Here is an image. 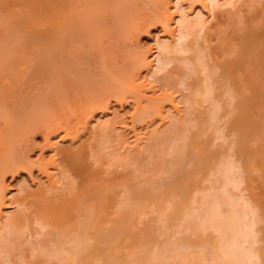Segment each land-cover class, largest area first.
<instances>
[{"label": "bare ground", "instance_id": "1", "mask_svg": "<svg viewBox=\"0 0 264 264\" xmlns=\"http://www.w3.org/2000/svg\"><path fill=\"white\" fill-rule=\"evenodd\" d=\"M153 27H161L163 38L156 39L155 49H144L138 38ZM111 102L120 108L131 106L128 119L118 114L112 119L97 118L96 113L110 111ZM261 120L264 0H0V264H46L44 257L60 255L68 238L73 251L68 264H94L98 255L109 249L99 253L102 249L98 247L115 238L119 242L117 238L122 235L118 236L117 229L123 233L131 228L132 232L133 226H138L144 203L155 204L164 196L159 190V199L147 202L161 187L167 193L170 187L177 196L174 201L169 192L175 202L173 209L170 206L172 211L165 196L161 205H166L167 213H178L175 220L184 214L193 221L196 213H201L198 219L213 215L217 224L230 218L223 220L226 225L219 224L225 230L219 228L217 232L226 236L232 230L235 234L228 239L231 241L226 239L230 246L225 242L231 248H226V254L232 257L230 264L264 262V249H260L261 259L257 260L256 254H248L250 250L243 248L242 244L255 242L254 229L253 238H249L252 223L249 228L241 227L246 215L242 221L237 217L241 212L235 211L239 207L246 212L244 203L233 198L242 205L229 204L226 196L231 192L225 194L223 188L241 186L237 181L238 164L250 175L246 189L256 187L253 172L257 169L250 174L249 170L257 160L262 168L255 167L264 174ZM155 124L163 129H153ZM137 126L145 127L149 134L146 141L136 131ZM211 128L220 135L227 131L234 138L232 143L221 150L219 143L215 145L216 137L215 142L207 137ZM127 131L133 135L130 141ZM38 134L43 137L40 150L45 148L50 155L45 159L41 152L31 161L33 138ZM211 143L220 148H211ZM231 144L234 158L227 152L224 155ZM197 162L205 172L200 176L204 180L187 174L190 181L185 179V185L181 174L185 186L181 185L176 176L183 170L193 173L189 166L194 169ZM22 171L29 176L37 172L36 189H23L16 195L6 193V177ZM243 177L248 180L246 174ZM176 178L180 180L177 183ZM260 178L264 183V176ZM204 182L212 187L216 182L221 185L213 189ZM216 187L222 193H216ZM197 190L204 193L199 201L195 198ZM248 190L252 201L264 208V194H252L258 193L257 188ZM180 192L185 195L178 199ZM206 198L208 202L214 200V205L208 208ZM225 201L228 207L225 204L227 209L223 210ZM196 203L201 205L196 208ZM260 206L258 210L264 211ZM229 207L234 212L225 213L228 209L231 212ZM155 208L159 210L157 205ZM34 224L38 226L34 231L40 236L36 239L39 249L29 258L24 235L34 229ZM198 224H194L196 229ZM130 232L127 234L133 236ZM164 252L158 257H163L162 261L167 260ZM220 252L214 260L227 263L229 260ZM187 253L176 258L181 261ZM218 260L211 263L219 264Z\"/></svg>", "mask_w": 264, "mask_h": 264}, {"label": "rangeland", "instance_id": "2", "mask_svg": "<svg viewBox=\"0 0 264 264\" xmlns=\"http://www.w3.org/2000/svg\"><path fill=\"white\" fill-rule=\"evenodd\" d=\"M143 34H141L140 36H139V38H138V41H139V43L138 44H140V46H142L144 49L146 48V49H155L156 48V39H162L163 38V35H161L162 33H163V31L161 30V27H153V28H151V29H149V31H148V33L147 32H142ZM112 104L110 105V111L109 112H107V113H105L104 115H102V114H99V113H96L95 115H96V117L98 118V117H102V119H112L111 117L112 116H114L115 114H118V115H120L121 117H123L124 118V116L128 119V114H130L131 113V110H132V108H130L131 106H124L123 108H120L119 107V105H115V104H113V102H111ZM203 103V102H202ZM201 103V104H202ZM205 103V102H204ZM206 104V103H205ZM205 104H202V106L204 107H206V105ZM183 105V104H182ZM181 105V107H183ZM129 111V112H128ZM125 113V114H124ZM127 113V114H126ZM109 117V118H108ZM222 120H226L225 118L224 119H222ZM221 121V120H220ZM261 121H264V120H261ZM223 121H221V123H222ZM225 124H227V121L225 122L224 121V126L226 127V130H227V128H228V126H226ZM262 124H264V123H262ZM167 126H168V124H166ZM217 125H219L220 126V123L218 124L217 123ZM222 125H223V123H222ZM222 125L220 126V127H222ZM228 125V124H227ZM144 126V125H143ZM157 126V127H156ZM223 126V127H224ZM138 127V129L136 128V131L140 134V136H142V138L146 141L147 139H145L147 136H149V134L147 135V133H146V130L144 129L145 127H141V126H137ZM140 127H141V130H139L140 129ZM224 127V128H225ZM119 128V127H118ZM156 129V128H159V129H163V126H160V124H155L154 125V127H153V129ZM164 128H165V125H164ZM223 128V129H224ZM152 129V128H151ZM215 129L216 128H214V129H209V130H212V131H208V132H211L210 133V135L207 133V137L208 138H210V139H212L213 141H214V139H215V137L217 138V142H215V145H218V143H219V145L218 146H221V148L220 147H216L215 145H213L212 143H214L213 141H212V147L211 148H214V146H215V148H220L221 150H223V148H225L226 149V145H230V143H232V141H233V136L232 135H228V133H227V131L225 132V131H223V134L225 133H227V135L228 136H226L225 134L224 135H220L221 133H219V132H214L215 131ZM222 129V130H223ZM119 130V129H118ZM220 130V128L218 129V131ZM129 132V133H128ZM131 131H127V133H128V135L129 136H127L128 138H129V141H130V139L132 138L131 136H133L132 135V132L130 133ZM142 132V133H141ZM144 132V133H143ZM220 132H221V130H220ZM147 135V136H146ZM229 136H232V137H229ZM131 137V138H130ZM206 137V136H205ZM34 140H33V144H34V149L32 148V150L30 151V154H29V158L31 159V161H34V160H36L37 159V157L39 156V154L42 152L43 153V155H44V157H45V159H48L49 158V155H50V151H46L45 150V148H43L42 150H40V148H39V146H41L43 143V137H42V135H40V134H38V135H36L34 138H33ZM142 139V140H143ZM209 139V140H210ZM219 139V140H218ZM32 141V140H31ZM145 141H143V142H145ZM211 141V140H210ZM259 142H260V140H259ZM31 144H32V142H30ZM221 143H224V144H221ZM262 143V142H261ZM32 144V145H33ZM257 144V143H256ZM255 144V147L257 148V146H258V148H260L259 146L261 145L260 143V145L259 144H257L256 145ZM31 145V147H33ZM223 145V146H222ZM232 145V148H228V149H231V151L230 150H228L227 149V151L226 150H224V155L226 156V152H227V156H229V155H231L230 153H233L234 154V152H233V150L235 149V147L233 146L234 144H231ZM30 147V148H31ZM36 147H38V148H36ZM223 147V148H222ZM228 147V146H227ZM233 147H234V149H233ZM213 150H218V149H213ZM220 151V150H219ZM228 151H230L229 153H228ZM45 152V153H44ZM233 154L231 155V157L232 158H234V156H233ZM230 157V159H232ZM167 158V157H166ZM225 158V157H224ZM195 162V161H194ZM194 162H192L193 164H194ZM240 162V161H239ZM238 161L237 162H235V163H239ZM260 162V160L258 161H256L255 163H254V166L252 167V169L251 170H249V174H250V171H252L253 169V171H255V169H257L256 170V172H253V177H255V175H256V177H257V179H256V181H255V179H254V181H255V183H253V181H252V183L253 184H255L256 185V187L254 188V187H252L253 188V191H255L256 190V188H257V192L258 193H252V194H257V196H259V195H261V194H264V193H259V191H262V192H264V189H262V188H264V183H262V181H261V178L260 177H262V176H264V174H260L259 173V171H260V169L262 168V165H261V162ZM189 163V162H188ZM191 163V162H190ZM190 163H189V165H190ZM191 163V164H192ZM196 164V166L194 165V169H195V167L197 168L196 170H198V171H194V169H193V167L192 168H190V166H189V170H193V173L192 172H189V171H187L186 172V170H183L182 172L183 173H181V172H179L180 173V176H176V177H180V180H181V174H183L184 176H183V178H184V181H186V180H188L187 179V174L189 175V177L190 176H192L194 179H196V180H200L201 182L204 180V174H205V172H204V170L203 171H201L202 170V165H200L198 162L197 163H195ZM186 166H188V164H185ZM183 166V168L184 167H186V166ZM197 165H199V167L197 166ZM237 165V164H236ZM239 168L238 169H242L241 171L240 170H237L238 172H237V176L239 175L240 177H238L237 179V181H238V183L240 182H242V184H244V185H242V184H240L241 186L239 187V185L237 186L238 188H231L230 187V189H225L226 187H223L224 188V191H225V194H227V192L226 191H228V192H231V193H228V195L226 196V197H229L230 198V201L231 202H229V198H227L228 199V203L230 204L231 203V205H232V202H234V199H235V201L237 200L239 203H244L243 205L244 206H242V207H246V212L248 213V214H246V212H245V210L243 211V210H240L241 208H239V207H237V209H239V210H237L236 209V207H235V211H237L238 213H239V211L241 212L240 214H238V215H241V217H239V216H237L238 217V219L239 218H241V220H242V218H243V215L245 214L246 216V218L244 217L243 219L246 221L245 223L243 222L242 224H247L246 226H244V225H241V227H247V228H249L251 225V228H250V235H249V238H250V236L252 235V230H253V235L252 236H254V239L253 240H255V242H250L249 241V243H251V245L250 244H246V243H244V244H246L245 246H244V244H242L243 245V248H247L248 250H250V252H248V251H246V253H248V254H252V253H254V254H252V255H254L255 256V254H256V258H257V260H260L261 258H260V256H258L259 254H261L262 252H260L262 249H264V236H262V235H264V231H262V229H260V228H264V218H261L260 217V215L262 216V215H264V214H261L262 212H264V211H262V212H260L261 210H258L259 209V206L261 205L262 206V204L259 202L258 204H259V206H258V204L256 205L254 202H257L255 199V201H252V199L251 198H253L252 196H250L249 197V195H250V193H249V190L248 189H251L250 191H252V188H248V189H246V187H244V186H247L248 185V181H249V176L250 175H248L247 174V172L246 171H244L243 170V167L241 168V166H242V164H241V166H239V164L237 165ZM255 166H257V167H261L259 170H258V168H256ZM188 167H186V169H187ZM244 171V175H242V172ZM262 171H264V170H262ZM186 172V173H185ZM199 172H202V173H199ZM203 172H204V174H203ZM34 174H33V176L32 175H30L29 176V173L28 172H26V171H22V172H20L18 175H15L14 177H11V176H7L6 177V179H5V185L7 186V190H6V193H9L10 195H16V194H18V192L19 191H22L23 189H25V190H29V191H34L35 189H36V184H37V182H38V179H39V175H36L37 174V172L36 171H34L33 172ZM198 173H199V175H198ZM241 173V174H240ZM252 173V172H251ZM194 174V175H193ZM202 174V175H201ZM245 174H246V179H248V180H246L247 181V183H246V181H245V179L243 180L242 179V177L243 178H245ZM260 177H259V176ZM200 176H203V177H200ZM31 177H32V179H31ZM188 177V178H189ZM183 178H182V180L180 181V180H178V178H176L177 180H175V183H177V182H179L180 181V183H183ZM37 179V180H36ZM186 179V180H185ZM240 179H242V180H240ZM250 179H251V177H250ZM262 180H264V179H262ZM190 180H188V182H189ZM206 181V180H205ZM34 182V183H33ZM187 181H186V183H185V185L188 183ZM243 182H245V183H243ZM174 183V184H175ZM206 183V186H207V184L209 185V183L208 182H204V184ZM217 184L219 183V182H216ZM251 183V182H250ZM217 184H214V186L213 187H215V186H217ZM220 184V183H219ZM218 184V185H219ZM181 185H184V183L183 184H181ZM184 185V186H185ZM203 187H204V185H203V183L201 184ZM221 185V184H220ZM251 185V184H250ZM249 185V186H250ZM33 186V187H32ZM210 187H212V185H209ZM208 186V187H209ZM253 186V185H252ZM175 187H178V189H180L181 190V186L179 185V184H175ZM183 187V186H182ZM212 187V188H213ZM218 187H221V186H218ZM218 187H216V193L217 192H219L220 191V189L222 188H218ZM242 187V188H241ZM244 187V188H243ZM162 188V187H161ZM161 188H158V189H155L152 193L154 194V196H155V198H154V196H149L148 198H147V202H150V201H152L153 202V200L154 199H159V196L158 197H156V195H158V191L160 192L159 194L161 195V194H164V196H161V198H160V200H158L157 201V203H156V201H154L155 202V204L154 203H152L151 204V202H150V205L148 206V204L149 203H146L145 201V205L146 206H144V208H142V212L144 211V209H145V211H146V213L145 212H141V214L139 215L140 216V220H139V218H138V220H137V218H135L134 216H132V218L133 219H135V221H136V223L138 224V226L135 224V226H133L134 228H133V230H132V232H130V230H131V228H129L128 230H126L125 231V229H124V231H123V233H122V231L119 233V230L117 229L116 230V232L118 231V236H120V235H122L121 237H118L117 238V240L119 239V242L118 241H115V234L113 235V237H112V235H111V237L112 238H115V239H113V241H111L112 239H111V237H110V242L108 241L107 242V244L108 245H106V243L104 242L103 244H102V242L100 241V244H102V246L101 247H98L97 246V244L99 245V241L97 242L96 241V246L95 247H98L99 249H102V250H100L99 251V253H101V251L103 252V251H105L107 248H109V249H111V250H109V249H107V251H105V252H103L102 254H104V253H106L107 255H105V257H103L102 256V254H100L101 256L99 257V255H98V259H96L95 261H94V264H155V263H157L158 264V261L157 260H159V264H213V263H211V262H214V261H216V260H218L217 258H215V260H214V258H213V256L214 257H217L218 255H217V253L216 252H219V253H221L220 251H222L223 252V254H224V256L225 257H227V259L226 260H229L228 262L227 261H225V262H227V263H225V264H230L231 263V261H232V257H230V256H228L227 254H226V251H227V249L230 251V245H231V243L229 242V244H228V242H227V240L230 238V239H232L231 237L233 236V234H234V232H232V230H231V232L230 233H227V235L229 234V236L227 237V235L225 236V234H223V235H220L219 233H217V232H219V228H221V229H224L225 230V227H224V225H226L225 223L227 222L226 220H230V218H228V219H223L224 221H226L225 223H224V221L221 219V218H218L217 216H216V218L217 219H221V221L219 220L218 222H219V224L222 222V224L224 223V225H222L223 227H221V225H219V224H217V223H214V222H217V220L215 221V217H214V219L213 218H211V216H213V215H211L210 217L209 216H207V215H204V216H202V219H198L199 217L197 216V215H201V213L199 214V213H196V215H195V217L194 216H192V218H194V220L192 221V219L191 218H189V219H191L190 221V223L191 224H189V219H187V216L185 217V216H183L184 214H182V215H180L179 214V220H178V218L176 217V220L174 219L175 218V215H178V213H175L174 212V210H173V212H171L172 211V209L174 208V204H175V200L174 199H176L177 198V196L175 197L174 195V193L173 192H170L171 190V188L169 187L168 189H169V191H168V193H167V191L166 192H163L164 190H163V188H165V187H163L162 188V191H161ZM184 188V187H183ZM182 188V189H183ZM205 188H207V187H204L203 189V192L204 193H206V191H205ZM211 188V189H212ZM227 188H229V186L227 187ZM241 190H240V189ZM177 189V188H176ZM177 189V190H178ZM214 189V188H213ZM217 189H218V191H217ZM234 189H239L238 191L237 190H235V195L233 194L234 193ZM244 189H246V190H244ZM182 191V190H181ZM198 191V190H197ZM200 191V190H199ZM198 191V194L196 193L195 194V198H196V200L198 199V201L199 200H201L200 198H203L202 196V194H204L203 192L202 193H200ZM202 191V190H201ZM210 191V190H209ZM212 191V190H211ZM240 191H242V192H240ZM172 194H170V193ZM196 191H194V193H195ZM214 192V191H213ZM212 192V193H213ZM155 193H157V194H155ZM211 193V194H212ZM220 193H222L221 191H220ZM241 193V194H240ZM183 192H180V195H178V199H179V196H183ZM201 194V195H200ZM229 194H231V196H233L232 198L230 197V195ZM259 194V195H258ZM169 195H171V197L173 198V196H174V198H173V200L174 201H171L172 200V198L169 196ZM185 195V194H184ZM192 195H194L193 193H192ZM245 195V196H244ZM167 196V197H166ZM169 196V197H168ZM198 196V197H197ZM254 196V195H253ZM162 197H164L165 198V200L164 201H166L167 200V198H168V202L166 201V204L168 203V205L169 204H171V205H169V207H167V208H169L168 210H171L170 212L171 213H175L174 215L173 214H171V213H167V208H166V205H165V207H162L164 204H165V202L163 201V199H162ZM207 197V196H206ZM209 197V196H208ZM211 197V196H210ZM236 197V198H235ZM169 198H171V199H169ZM234 198V199H233ZM178 199L176 200V202H178ZM209 199V198H208ZM210 199H212V198H210ZM209 199V200H210ZM226 199V198H225ZM226 199V200H227ZM161 200L163 201L162 203H161ZM170 200V201H169ZM195 200V199H194ZM160 201V202H159ZM203 201H204V199H203ZM212 201V202H211ZM211 201H207V198L205 199V205L206 206H208V205H214V200H211ZM197 202V201H196ZM201 202V201H200ZM227 201H225V203H223L222 204V209L223 210H226L224 207H226L225 206V204H227L226 203ZM238 202H237V204H236V202H234L237 206H239V205H242V204H239L238 205ZM255 204H253V203ZM158 203H161V204H158ZM164 203V204H163ZM154 204V205H153ZM234 204V205H235ZM155 205H157V208H159L158 206H160V208L162 207V210H164V208H165V213H166V215H165V213L164 212H162V210L159 208V210H161V211H159V210H156V208H155ZM162 205V206H161ZM167 205V206H168ZM201 204L200 203H196L195 205H194V207L196 206V208L197 207H199ZM235 205V206H236ZM247 205V206H246ZM170 206H172L171 208H170ZM230 206V205H229ZM233 206V205H232ZM249 206V207H248ZM261 206H260V208H261ZM146 207V208H145ZM227 207H228V204H227ZM231 207V206H230ZM229 207V208H230ZM257 207V208H256ZM208 208H209V206H208ZM232 208V207H231ZM231 208H230V210H231ZM234 208V207H233ZM153 209H155V210H153ZM261 209H264V208H261ZM205 210H206V208H205ZM211 210V209H210ZM209 210V211H210ZM5 211V210H4ZM7 211H10V209H8ZM207 211V210H206ZM205 211V214H208V212H206ZM211 212V211H210ZM225 213L226 212H229V213H232V212H234V210H231V212L229 211V209H228V211H224ZM245 212V213H244ZM251 212V213H250ZM252 212H254V213H252ZM236 213V212H235ZM211 214V213H210ZM172 215H173V218H171L172 217ZM191 215H193V214H191ZM190 215V216H191ZM203 215V214H202ZM254 215V216H253ZM138 216V217H139ZM189 216V215H188ZM131 217V216H130ZM137 217V216H136ZM184 218V220H181V218ZM196 217H197V219L199 220V221H201L200 223H201V226H200V223L198 224V220L196 219ZM201 217V216H200ZM206 217H207V219H206ZM205 218V219H204ZM212 219V222L214 223V224H211V219ZM224 218H227V217H224ZM186 219H187V221H186ZM235 219H236V217L234 218V221H235ZM206 222H205V221ZM207 220H208V223H207ZM209 220H210V225H206V224H209ZM214 220V221H213ZM133 221V220H132ZM243 221V220H242ZM255 223H254V222ZM192 222H194V223H192ZM203 222L204 223H206V224H203ZM240 222V221H239ZM252 223V224H251ZM189 224V225H188ZM193 224V225H192ZM197 225L198 224V226L199 227H201V228H199L198 226H197V229L195 228V225ZM251 224V225H250ZM190 225H191V227H190ZM206 227H205V226ZM212 225V226H211ZM219 225V226H218ZM239 225H240V223H239ZM208 226H210V227H212V229L210 228V227H208ZM34 229H32V230H29V231H27L28 233H26L24 236V243L26 244L25 246H26V248H27V250H28V257L29 258H31V252L32 253H36L37 252V250L39 249L38 248V245H37V243H36V239H39L40 238V236H38V234H35V233H37L36 231L38 230V226L37 225H33L32 226ZM117 227V226H116ZM203 227V228H202ZM209 229H208V228ZM217 228L218 230L216 231V230H214L213 228ZM37 228V229H36ZM199 228V229H198ZM207 229V230H204V229ZM215 228V229H216ZM34 230H36V231H34ZM139 230V231H138ZM261 230V231H260ZM230 231V230H229ZM128 232H130V234L132 233L133 234V236L132 235H129V234H127ZM223 233V232H222ZM233 233V234H232ZM29 234H32L31 236L29 235ZM123 234H125L126 235V240H125V235L123 236ZM136 234V235H135ZM138 234H139V236H138ZM231 234V235H230ZM219 235L221 236V238H219ZM235 235V234H234ZM26 236H27V239H26ZM98 235H96V237H97ZM127 236H129L130 238H128ZM132 236V237H131ZM138 236V237H137ZM225 236V237H224ZM251 236V237H252ZM30 237H32V239L30 238ZM51 237V236H50ZM137 238V239H135V238ZM222 237L223 238H225V240H223V244L220 242V240L219 239H221L222 240ZM227 237V238H226ZM28 238H30V239H28ZM98 238H99V236H98ZM219 238V239H218ZM253 238V237H252ZM122 239V240H121ZM227 239V240H226ZM27 240L28 241H30V243H28L27 242ZM120 240H121V242H120ZM219 240V241H218ZM250 240V239H249ZM252 239H251V241H253ZM32 241H34V242H32ZM50 241V240H49ZM70 240H69V238H68V240H67V242L68 243H66L65 242V244H64V251L60 254V255H58V256H56L55 255V257H54V254H52V255H48V256H45L44 257V259H45V262H46V264H68V261H70V260H72V257H73V255H72V253H73V251H71L70 250V248H71V246H72V242L70 243L69 242ZM228 241H231V240H228ZM216 242H218V243H221L220 244V246L218 245V243H216ZM225 242L229 245H227V244H225ZM49 243V245H51L52 244V242L50 241V242H48ZM248 243V242H247ZM35 244V245H34ZM218 245V246H216V245ZM32 245V246H31ZM34 245V246H33ZM94 245H95V243H94ZM110 245V246H109ZM223 245V246H222ZM253 245V246H252ZM187 246H189L188 247V250L187 249H185V247H187ZM203 246V247H202ZM66 247V248H65ZM106 247V248H105ZM216 247H218L220 250L218 251L217 249L218 248H216ZM225 247V249L227 248V247H229V248H227L226 250H225V253H224V248ZM252 247V248H251ZM104 248V249H103ZM222 248V249H221ZM250 248V249H249ZM262 248V249H261ZM261 249V250H260ZM33 250V251H32ZM68 250V251H67ZM213 250H214V252H213ZM158 251H159V254H158ZM165 251V252H164ZM188 252L187 254H186V257H184V256H182V259L183 260H185V261H183L182 259H181V261H183V262H181V261H179L180 259H178V258H176V255H179L178 257L179 258H181L180 256L182 255V252ZM228 251V252H229ZM245 251V250H244ZM163 252H164V256L165 257H167L166 259V261H164L165 259H163V261H162V258L163 257H160V259L158 258L159 257V255L161 256H163ZM227 252V253H228ZM260 252V253H259ZM161 253V254H160ZM180 253V254H179ZM211 253H213V254H211ZM259 253V254H258ZM154 254H155V256L156 255H158V256H156L157 258H155V262H154ZM185 253H183V255H184ZM223 254H219V255H223ZM215 255H217V256H215ZM154 256V257H153ZM221 256H220V258H221ZM223 256V257H224ZM259 257V259H258V257ZM164 257V258H165ZM219 257V256H218ZM194 258L196 259L197 258V260L195 261L194 260ZM211 258V259H210ZM255 258V259H256ZM157 259V260H156ZM206 260H207V262H206ZM209 260V261H208ZM211 260V261H210ZM214 260V261H213ZM220 260V259H219ZM218 260V261H219ZM221 260H223V258L221 259ZM224 260H225V258H224ZM224 260H223V262H224ZM157 261V262H156ZM217 261V262H218ZM256 261V260H255ZM255 261H254V263H255ZM44 262V263H45ZM200 262V263H199ZM216 262V263H217ZM260 262H261V264H264V262H262L261 260H260ZM260 262H257L256 261V263L255 264H260ZM254 263H248V264H254ZM71 264H74L73 262L71 263ZM219 264H220V261H219ZM224 264V263H223ZM244 264V263H243ZM246 264V263H245Z\"/></svg>", "mask_w": 264, "mask_h": 264}]
</instances>
